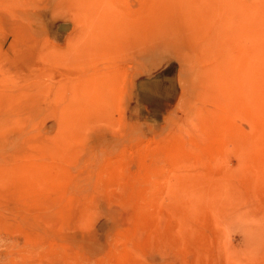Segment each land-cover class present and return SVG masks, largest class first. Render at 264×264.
Instances as JSON below:
<instances>
[{
    "label": "rangeland",
    "instance_id": "1",
    "mask_svg": "<svg viewBox=\"0 0 264 264\" xmlns=\"http://www.w3.org/2000/svg\"><path fill=\"white\" fill-rule=\"evenodd\" d=\"M0 264H264V0H0Z\"/></svg>",
    "mask_w": 264,
    "mask_h": 264
}]
</instances>
